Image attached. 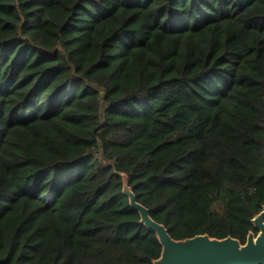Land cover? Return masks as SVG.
Masks as SVG:
<instances>
[{"label":"trees","instance_id":"1","mask_svg":"<svg viewBox=\"0 0 264 264\" xmlns=\"http://www.w3.org/2000/svg\"><path fill=\"white\" fill-rule=\"evenodd\" d=\"M245 243L264 206V0H0V264H152Z\"/></svg>","mask_w":264,"mask_h":264},{"label":"water","instance_id":"2","mask_svg":"<svg viewBox=\"0 0 264 264\" xmlns=\"http://www.w3.org/2000/svg\"><path fill=\"white\" fill-rule=\"evenodd\" d=\"M122 181V192L129 205L138 212L140 223L155 234L161 246L160 255L152 264H264V206L252 219L255 233L249 232L244 244L230 237L215 239L207 235L176 241L163 225L150 218L146 208L136 202L125 175Z\"/></svg>","mask_w":264,"mask_h":264}]
</instances>
